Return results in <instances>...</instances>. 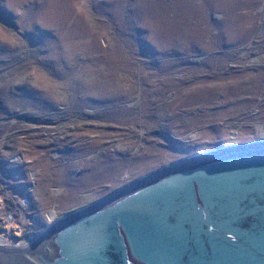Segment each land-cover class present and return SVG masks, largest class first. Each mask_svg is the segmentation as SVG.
<instances>
[{
    "label": "rangeland",
    "instance_id": "rangeland-1",
    "mask_svg": "<svg viewBox=\"0 0 264 264\" xmlns=\"http://www.w3.org/2000/svg\"><path fill=\"white\" fill-rule=\"evenodd\" d=\"M263 139L264 0H0L3 239Z\"/></svg>",
    "mask_w": 264,
    "mask_h": 264
},
{
    "label": "water",
    "instance_id": "water-1",
    "mask_svg": "<svg viewBox=\"0 0 264 264\" xmlns=\"http://www.w3.org/2000/svg\"><path fill=\"white\" fill-rule=\"evenodd\" d=\"M50 227L0 264H264V139L186 157Z\"/></svg>",
    "mask_w": 264,
    "mask_h": 264
},
{
    "label": "bare ground",
    "instance_id": "bare-ground-1",
    "mask_svg": "<svg viewBox=\"0 0 264 264\" xmlns=\"http://www.w3.org/2000/svg\"><path fill=\"white\" fill-rule=\"evenodd\" d=\"M53 225V223L51 224ZM49 225L48 226V229L45 230V231H48L49 228H51ZM44 230L39 234L40 236L35 239V240H28L26 241L25 243H17V242H10V240H5L3 239V237H0V248H3V249H9V250H25L27 249V247H29V245L33 244L35 241H37L38 239H40L42 236H43V233L45 232Z\"/></svg>",
    "mask_w": 264,
    "mask_h": 264
}]
</instances>
